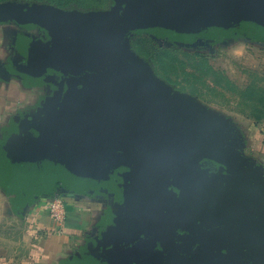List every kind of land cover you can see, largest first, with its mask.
Instances as JSON below:
<instances>
[{"label":"crops","instance_id":"1","mask_svg":"<svg viewBox=\"0 0 264 264\" xmlns=\"http://www.w3.org/2000/svg\"><path fill=\"white\" fill-rule=\"evenodd\" d=\"M50 40L38 25L0 20V264H100L102 256L120 253L115 234L127 223L143 221L136 215L132 172L119 170L118 157L100 173L88 174L78 160L39 156L62 117L87 116L102 103L92 77L73 78L41 59L40 49ZM235 143L224 158L200 146L190 148L187 172L170 168L168 191L191 211L216 196L230 202L238 192L264 231V165ZM188 185L191 192L184 194ZM55 194L66 200L63 228L48 209ZM208 232L223 264H264V248L245 228L223 223ZM192 254V264H214L200 245H193ZM145 260L172 264L156 243Z\"/></svg>","mask_w":264,"mask_h":264},{"label":"water","instance_id":"2","mask_svg":"<svg viewBox=\"0 0 264 264\" xmlns=\"http://www.w3.org/2000/svg\"><path fill=\"white\" fill-rule=\"evenodd\" d=\"M131 1L115 0L109 10L88 13L50 5L0 4V20L35 24L48 31L51 40L40 49L41 59L73 78L92 77L101 93V106L90 110L87 116L73 114L59 120L40 148L39 156L41 159L67 156L71 162L78 160L84 173L98 174L116 160L115 149L125 144L126 135L137 139L141 169L136 177L134 201L136 215L143 217V221L125 224L115 234L122 244L120 253L102 256L100 264H146L145 258L154 243L164 248L172 264H192L194 244L203 247L214 262L220 263L210 242L214 236L208 231L223 223L245 228L264 248V231L246 212L238 192L233 193L230 202L216 196L194 211L170 196L169 170L175 165L183 173L187 172L190 148L200 146L224 158L231 151V145L218 146L217 138L198 130L187 107L169 96V86L156 78L150 64L133 52L129 43L134 27L149 16L159 22H169L198 20L215 14L224 23L244 12L252 23L260 25L264 19L252 20L248 5L264 14V0H196L212 6L198 15H172L171 19L161 17L166 15L165 10L155 9L133 26L127 12ZM231 4L236 11L221 18L220 12H231ZM54 175L61 177L58 172ZM141 179L145 181L143 185ZM160 216L163 217L160 222L154 223ZM190 231L197 233L192 239L178 236L179 232Z\"/></svg>","mask_w":264,"mask_h":264},{"label":"rangeland","instance_id":"3","mask_svg":"<svg viewBox=\"0 0 264 264\" xmlns=\"http://www.w3.org/2000/svg\"><path fill=\"white\" fill-rule=\"evenodd\" d=\"M5 2L88 13L109 10L115 0H0ZM129 43L169 86V96L187 107L198 130L217 138L218 146L240 142L245 155L264 165V23H252L244 12L224 23L215 14L169 22L149 16L134 27ZM114 154L119 170L136 172L140 146L134 136L126 135ZM183 191L190 194V185Z\"/></svg>","mask_w":264,"mask_h":264},{"label":"trees","instance_id":"4","mask_svg":"<svg viewBox=\"0 0 264 264\" xmlns=\"http://www.w3.org/2000/svg\"><path fill=\"white\" fill-rule=\"evenodd\" d=\"M246 6L245 4H243ZM62 7L61 5H56ZM212 6V5H211ZM211 6L203 5V3L196 0H132L127 6V12L130 15L131 26L143 20L147 15H149L155 9H163L166 15L161 17L164 19H171L172 15H198L204 11L209 10ZM82 7V6H81ZM250 9L251 18L254 21H261L264 19V14L257 13L254 8L248 5ZM229 12H224L225 14L219 13L220 17H228L236 11V8L231 4Z\"/></svg>","mask_w":264,"mask_h":264},{"label":"built area","instance_id":"5","mask_svg":"<svg viewBox=\"0 0 264 264\" xmlns=\"http://www.w3.org/2000/svg\"><path fill=\"white\" fill-rule=\"evenodd\" d=\"M48 209L51 217L58 223L60 228H63L66 216V200L61 194L51 196L48 202Z\"/></svg>","mask_w":264,"mask_h":264},{"label":"flooded vegetation","instance_id":"6","mask_svg":"<svg viewBox=\"0 0 264 264\" xmlns=\"http://www.w3.org/2000/svg\"><path fill=\"white\" fill-rule=\"evenodd\" d=\"M165 120V119H164ZM128 165L129 166H132L133 165V167H134V164L133 163H128ZM140 169H141V162L139 163V166H138V169L136 170V172L134 173L132 170H123V171H121V172H132V175L130 176V184H131V190H132V193L133 194H135V191L137 190V186H138V180H137V175L139 174V171H140ZM121 170V169H120ZM145 183V181H144V179H141L140 180V184L141 185H143ZM146 196V195H145ZM175 201V200H174ZM176 202V201H175ZM178 203V202H177ZM158 218V220H155V222L154 223H158L157 221H159L160 222V220L163 218V217H157ZM211 229H209V231H210ZM196 232L195 231H190V232H188V233H185V234H181L180 232L178 233V236H181V237H184V238H189V239H192V238H194L195 236H196ZM212 239H214V237L212 238ZM198 245V244H197ZM214 246V245H213ZM196 247V246H195ZM213 250L216 252V254L217 255H215V258H217V259H219V257H218V254H219V252L218 251H216L215 250V246L213 247ZM194 254H192V256H193ZM211 258V257H210ZM211 260H212V262L214 263V264H223L222 263V261H220V259H219V261H220V263L218 262H214V260H213V258H211Z\"/></svg>","mask_w":264,"mask_h":264}]
</instances>
